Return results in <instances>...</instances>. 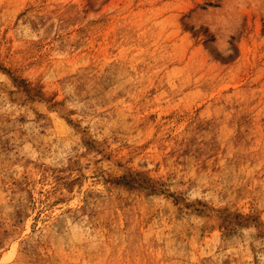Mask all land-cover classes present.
Returning a JSON list of instances; mask_svg holds the SVG:
<instances>
[{
    "label": "rangeland",
    "instance_id": "374dc122",
    "mask_svg": "<svg viewBox=\"0 0 264 264\" xmlns=\"http://www.w3.org/2000/svg\"><path fill=\"white\" fill-rule=\"evenodd\" d=\"M0 264H264V0H0Z\"/></svg>",
    "mask_w": 264,
    "mask_h": 264
}]
</instances>
